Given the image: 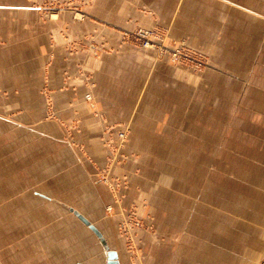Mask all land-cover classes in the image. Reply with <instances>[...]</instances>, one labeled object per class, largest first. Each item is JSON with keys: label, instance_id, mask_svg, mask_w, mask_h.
Masks as SVG:
<instances>
[{"label": "rangeland", "instance_id": "1", "mask_svg": "<svg viewBox=\"0 0 264 264\" xmlns=\"http://www.w3.org/2000/svg\"><path fill=\"white\" fill-rule=\"evenodd\" d=\"M41 7L79 22L93 9L98 22L71 45L101 60L106 84L120 74L121 127L105 126L100 165L49 96L22 126L0 118V264H76L102 251L52 199L113 227L129 264H264V0ZM107 17L121 19L116 43L99 21ZM86 77L94 83L93 71Z\"/></svg>", "mask_w": 264, "mask_h": 264}, {"label": "crops", "instance_id": "2", "mask_svg": "<svg viewBox=\"0 0 264 264\" xmlns=\"http://www.w3.org/2000/svg\"><path fill=\"white\" fill-rule=\"evenodd\" d=\"M44 1L0 0V118L6 122L16 119L18 125L22 126L24 120L30 118L32 108H36L34 104H41V110L45 109L44 104L49 96L59 118L68 121L71 126L76 124L74 133L82 147L91 152L96 164L104 165L108 156V148L102 138L106 133L105 126L113 124L114 131L121 127V113L117 112L121 103V76L119 74L116 80L112 78L110 84H106L110 79L101 81V60L72 48L71 40L87 34L99 19L95 18L93 9L80 22L70 10L50 18L43 13L41 5ZM101 20L102 23L106 22L104 29L108 38L115 43L119 41L121 19L107 17ZM118 59L121 57L118 56ZM89 71H93L95 84L88 82L86 74ZM87 93L92 94L90 101L86 98ZM134 166H127V171L131 172ZM112 170L114 174L121 175V162L114 164ZM129 179L128 190L135 191L139 180L135 174ZM114 197L109 190L108 198L114 201ZM52 200L68 209L66 202ZM108 204L113 206L115 214L121 213L120 202L108 201ZM81 212L98 226L111 248L118 251L120 263L129 264V257L121 251V236L118 243L110 238L113 227L100 225L87 213ZM87 228L96 237L102 251H99L100 254L96 252L91 261L78 260L76 264H105L104 248L97 235Z\"/></svg>", "mask_w": 264, "mask_h": 264}, {"label": "water", "instance_id": "3", "mask_svg": "<svg viewBox=\"0 0 264 264\" xmlns=\"http://www.w3.org/2000/svg\"><path fill=\"white\" fill-rule=\"evenodd\" d=\"M65 205L68 207V209L71 212H73L87 227H89L97 235L106 254L105 264H121L119 260L118 251L114 248H111L107 238L105 237L103 232L98 228V226L93 221H91L85 214H83L79 209L71 205H67V204ZM79 264H87V263L80 262Z\"/></svg>", "mask_w": 264, "mask_h": 264}, {"label": "built area", "instance_id": "4", "mask_svg": "<svg viewBox=\"0 0 264 264\" xmlns=\"http://www.w3.org/2000/svg\"><path fill=\"white\" fill-rule=\"evenodd\" d=\"M121 136H124V133H122Z\"/></svg>", "mask_w": 264, "mask_h": 264}]
</instances>
